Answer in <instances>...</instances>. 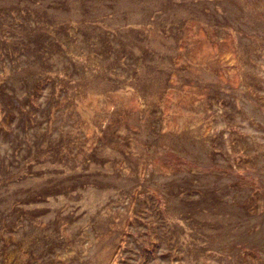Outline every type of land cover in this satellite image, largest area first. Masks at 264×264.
Masks as SVG:
<instances>
[{
    "label": "rangeland",
    "instance_id": "1",
    "mask_svg": "<svg viewBox=\"0 0 264 264\" xmlns=\"http://www.w3.org/2000/svg\"><path fill=\"white\" fill-rule=\"evenodd\" d=\"M0 264H264V0H0Z\"/></svg>",
    "mask_w": 264,
    "mask_h": 264
}]
</instances>
